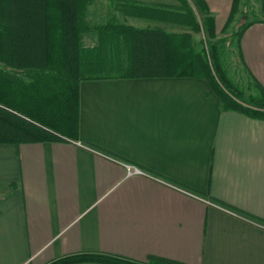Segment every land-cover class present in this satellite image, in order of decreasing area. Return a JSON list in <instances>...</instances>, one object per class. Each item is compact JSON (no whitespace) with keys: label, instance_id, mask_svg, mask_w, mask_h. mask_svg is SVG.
I'll list each match as a JSON object with an SVG mask.
<instances>
[{"label":"crops","instance_id":"crops-1","mask_svg":"<svg viewBox=\"0 0 264 264\" xmlns=\"http://www.w3.org/2000/svg\"><path fill=\"white\" fill-rule=\"evenodd\" d=\"M201 1L216 39H225L224 61L235 53L248 96H259L264 0H239L224 33L234 0ZM107 2L94 0L95 18L203 38L177 0ZM240 19L252 24L237 48ZM126 165L143 174L128 175ZM83 253L143 264H264V119L222 109L202 78L81 81L75 140L0 144V264Z\"/></svg>","mask_w":264,"mask_h":264},{"label":"trees","instance_id":"trees-1","mask_svg":"<svg viewBox=\"0 0 264 264\" xmlns=\"http://www.w3.org/2000/svg\"><path fill=\"white\" fill-rule=\"evenodd\" d=\"M177 1L190 29L203 32L198 42L189 34L138 29L115 18L91 25L87 17L94 0H0V64L4 66L0 68V144L75 140L78 87L85 80L202 78L222 109L264 119L263 90L259 87L257 97H245L234 85L222 64L225 39H216L214 19L207 15L203 1L189 0L200 23L186 0ZM238 4L239 0L233 1L222 33L234 22ZM132 7L140 13L150 11L147 6ZM251 24L241 20L235 25L232 37L237 48ZM90 33L96 35V45L87 47L83 38ZM79 263L143 264L96 253L64 257L49 264ZM145 264L165 262L150 260Z\"/></svg>","mask_w":264,"mask_h":264},{"label":"rangeland","instance_id":"rangeland-1","mask_svg":"<svg viewBox=\"0 0 264 264\" xmlns=\"http://www.w3.org/2000/svg\"><path fill=\"white\" fill-rule=\"evenodd\" d=\"M102 1H103V6H105V8H108V5L109 4H107L108 3L107 0H102ZM97 4L98 5H97L96 8H98L100 10H104V8L99 3H97ZM94 9H95V6L94 5H93V7H90V13H89V16L87 17V20L89 21V23L91 25H96V23L97 24L103 23L105 21L104 16L101 18V15L99 14V19L98 18H95ZM238 21H241V19L240 20H237V22L235 23V25L238 24ZM227 33H228V31H227ZM83 43L87 47H90V46L95 45V43H96V35L94 33H90V34L85 35L84 38H83ZM229 47H230V45H229ZM221 55H222L221 56V58H222V64L226 68L228 76L233 81V83H234V81L235 82L238 81V84H234V85H236L237 88L245 95V97H247L248 96V93H249V86H250V84L247 85L248 82L245 79V76L240 73V71H239L240 69L238 68L237 63L233 62V60H232L233 57L236 58L235 57V53H233L231 51L232 59L228 61L229 64L226 63L227 61H224L225 59L228 58V52L225 51L224 48L221 49ZM240 78H241V80H240ZM249 108H250V106H249Z\"/></svg>","mask_w":264,"mask_h":264},{"label":"built area","instance_id":"built-area-1","mask_svg":"<svg viewBox=\"0 0 264 264\" xmlns=\"http://www.w3.org/2000/svg\"><path fill=\"white\" fill-rule=\"evenodd\" d=\"M126 168H127V174L128 175H132V174H143L142 171H140L138 169H135V168H132L129 165H126Z\"/></svg>","mask_w":264,"mask_h":264}]
</instances>
